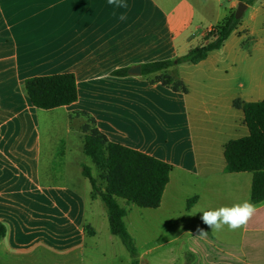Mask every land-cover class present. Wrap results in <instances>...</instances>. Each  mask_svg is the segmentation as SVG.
<instances>
[{
    "label": "crops",
    "instance_id": "crops-1",
    "mask_svg": "<svg viewBox=\"0 0 264 264\" xmlns=\"http://www.w3.org/2000/svg\"><path fill=\"white\" fill-rule=\"evenodd\" d=\"M126 2L129 8L114 15L107 0H0V223L7 227L0 264H98L91 262L88 242L98 245L100 220L110 228L104 204L92 198L82 173L87 157L78 112L94 118L109 141L173 166L158 215L177 220L251 200L253 174L227 173L224 152L230 141L249 135L236 104L264 101V0ZM240 3L247 10L221 49L197 65L168 70L187 93L130 72L113 76L206 44ZM120 12L126 21L117 19ZM70 73L77 102L51 111L32 105L26 80ZM257 205L246 227L225 229L228 237L240 233L238 241L206 229L193 251L200 249L208 264H264V202ZM183 233L139 252V261L164 246L169 260ZM234 247L239 258L229 252Z\"/></svg>",
    "mask_w": 264,
    "mask_h": 264
},
{
    "label": "trees",
    "instance_id": "trees-1",
    "mask_svg": "<svg viewBox=\"0 0 264 264\" xmlns=\"http://www.w3.org/2000/svg\"><path fill=\"white\" fill-rule=\"evenodd\" d=\"M240 21L235 13L231 14L214 28L206 44L193 48L180 58L144 64L142 76L149 78L151 84L161 83L175 93H187L184 82L169 74L168 70L185 63L197 65L206 60L211 52L223 47ZM113 76L127 77L129 69L114 71ZM25 89L32 105L39 110H55L78 100L76 78L71 73L28 79ZM236 106L244 113L249 135L226 145V172L252 173L251 201L260 204L264 202V101L237 103ZM74 116L86 121L80 128L83 151L98 172L95 176L91 167L82 165L83 176L92 186V198L101 199L107 210L111 233L121 240L132 258V264H140L138 248L124 220L127 210L119 201L143 209H158L173 166L109 141L88 113L78 112ZM194 201H189V208ZM6 235L7 227L0 223V240Z\"/></svg>",
    "mask_w": 264,
    "mask_h": 264
},
{
    "label": "rangeland",
    "instance_id": "rangeland-1",
    "mask_svg": "<svg viewBox=\"0 0 264 264\" xmlns=\"http://www.w3.org/2000/svg\"><path fill=\"white\" fill-rule=\"evenodd\" d=\"M82 120V125L86 123ZM86 165L91 167L96 176V168L89 158H86ZM121 205L126 208L128 215L125 218V223L127 225L128 231L134 238L137 248L140 253L146 250L158 246L159 244L174 240L176 237L180 236L183 232L182 238L178 241H174L171 248L173 249V254L168 255L169 260H164L163 256L166 255V246L162 247L161 250L154 252L150 257H145L146 260L140 261V264H208L205 260L203 252L199 249V254L194 252L193 241L196 240L195 237L199 238V233L196 232L199 227V213L193 214H182L178 215L176 220L174 215L165 216L158 215L155 210L139 208L133 204L126 205L124 201H120ZM99 203L103 205L101 200ZM100 206V205H99ZM98 206V207H99ZM104 208L103 206H100ZM104 211V209H102ZM160 218V219H159ZM104 228L101 220L97 223V231L99 233V243L95 245L94 240H89L87 253L89 256L93 257V260L98 264H131V258L129 253L124 248L121 240L118 237L113 236L108 229V222ZM160 224L158 229H153V224ZM167 224H170L167 226ZM227 230L220 232H215L213 235L215 238L230 239L236 242L240 238V233H234L232 236H227ZM195 234V235H194ZM109 237L113 238V241H109ZM186 250L182 253L180 248ZM239 258L237 247L233 248V251H229ZM102 253L106 254V257H102ZM220 256L226 257V254L222 252H217ZM235 264H240L239 261Z\"/></svg>",
    "mask_w": 264,
    "mask_h": 264
},
{
    "label": "clouds",
    "instance_id": "clouds-1",
    "mask_svg": "<svg viewBox=\"0 0 264 264\" xmlns=\"http://www.w3.org/2000/svg\"><path fill=\"white\" fill-rule=\"evenodd\" d=\"M115 10L117 9H128L129 5L126 0H107ZM117 19L121 22L127 20L126 12H120ZM259 206L253 203L250 199H245L242 202L235 203L231 206H221L214 209H197L196 213H200L199 219L204 227H198L196 232L199 236L206 237L210 229L211 232H220L225 229L228 231H237L246 227L249 221L257 213Z\"/></svg>",
    "mask_w": 264,
    "mask_h": 264
},
{
    "label": "water",
    "instance_id": "water-1",
    "mask_svg": "<svg viewBox=\"0 0 264 264\" xmlns=\"http://www.w3.org/2000/svg\"><path fill=\"white\" fill-rule=\"evenodd\" d=\"M246 10H247V6L244 3H240L239 6H238L237 11L235 13L236 19L240 20L243 17V15H244ZM129 72L132 75L141 76L142 75V67L141 66L133 67L132 69L129 70Z\"/></svg>",
    "mask_w": 264,
    "mask_h": 264
}]
</instances>
